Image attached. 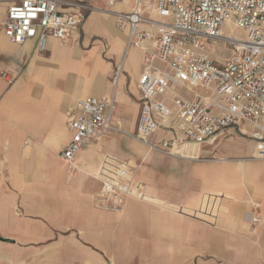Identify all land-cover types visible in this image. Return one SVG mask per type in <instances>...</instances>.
<instances>
[{
    "label": "crops",
    "instance_id": "obj_1",
    "mask_svg": "<svg viewBox=\"0 0 264 264\" xmlns=\"http://www.w3.org/2000/svg\"><path fill=\"white\" fill-rule=\"evenodd\" d=\"M89 1L98 9L68 40L50 37L39 52L33 39L5 36L8 2L0 0V264H264V159L236 127L183 151L193 158L120 131L90 139L71 163L60 157L78 98L113 93L112 121L129 133L139 117L141 50L126 48L127 30L103 0ZM131 1L112 9L129 10ZM171 136L160 129L153 139ZM106 155L148 160L135 175L144 200L128 197L121 210L95 205ZM211 198L223 200L218 217L207 211ZM208 213L215 219L201 218Z\"/></svg>",
    "mask_w": 264,
    "mask_h": 264
},
{
    "label": "built area",
    "instance_id": "obj_2",
    "mask_svg": "<svg viewBox=\"0 0 264 264\" xmlns=\"http://www.w3.org/2000/svg\"><path fill=\"white\" fill-rule=\"evenodd\" d=\"M6 1L5 36L17 44L33 39L39 52L50 37L67 41L86 14L98 9L89 0ZM103 1V10L127 30L126 48L141 50L136 130L129 133L112 121L113 93L80 97L67 113L71 137L61 158L71 163L90 139L98 141L111 131L123 132L150 150L193 158L178 148L202 144L234 126L257 143L256 157L264 159V0H132L129 10L112 9L124 0ZM223 46L227 54H222ZM1 75L11 81L5 72ZM199 87L208 94L198 92ZM160 129L171 138L155 142ZM134 166L131 160L104 156L95 174L101 182L95 205L121 210L128 197L144 200L145 185ZM250 212L254 216L249 219L258 222L256 212Z\"/></svg>",
    "mask_w": 264,
    "mask_h": 264
},
{
    "label": "rangeland",
    "instance_id": "obj_3",
    "mask_svg": "<svg viewBox=\"0 0 264 264\" xmlns=\"http://www.w3.org/2000/svg\"><path fill=\"white\" fill-rule=\"evenodd\" d=\"M239 35L240 36H243V33L240 31L239 32ZM222 54H227V48L225 47V46H223L222 48ZM197 91L198 92H200V93H202V94H204V95H206V94H208V90L207 89H204V88H197ZM111 132H108V133H106L102 138H106V137H108V134H110ZM247 138V137H246ZM138 157V156H137ZM137 157H135L134 159H129V160H131V162L135 165L134 167V174L135 175H139V176H142V174L145 172V167H142L141 168V166L144 164H146L147 163V161L148 160H146V162L145 163H141L142 161H139L138 160V158ZM173 157H176V158H178V159H182L181 157H178V156H173ZM135 198V197H134ZM138 199V198H137ZM222 202H223V200L221 199V200H217V199H213V198H211L210 199V202H209V204H208V208H207V211H210V210H213V212L215 211V210H217L218 209V206H219V204H220V206H221V204H222ZM218 212H219V209H218ZM215 213V212H214ZM219 214H220V212L219 213H216V215H217V217L219 216ZM216 215H210L209 213L207 214V215H200L201 216V218H205V219H209V220H212V219H215V217H216ZM187 218V216L186 215H183V218ZM188 218H191V219H197V220H199V221H202V222H205L204 220H202V219H200V218H194V217H192V216H190V217H188Z\"/></svg>",
    "mask_w": 264,
    "mask_h": 264
},
{
    "label": "bare ground",
    "instance_id": "obj_4",
    "mask_svg": "<svg viewBox=\"0 0 264 264\" xmlns=\"http://www.w3.org/2000/svg\"><path fill=\"white\" fill-rule=\"evenodd\" d=\"M225 29H226V28L223 27V30H225ZM231 31H232V33H233L234 35H236V36H238V37L240 36V35H239L240 30H238V29H232ZM196 146H197V145H195V144H191V145H189V146L186 147V148H184V146H181L180 148H178L177 151L182 152L183 155H191V154H189L190 150H189V151H186V153H184L183 151H185L187 148H190V147H196ZM254 205H256V204L254 203ZM246 216H248V218L251 219V218L254 216V213H253V212H250V213L247 212Z\"/></svg>",
    "mask_w": 264,
    "mask_h": 264
}]
</instances>
